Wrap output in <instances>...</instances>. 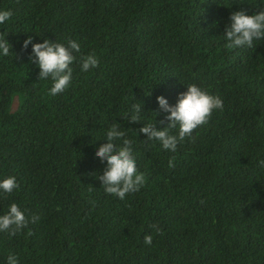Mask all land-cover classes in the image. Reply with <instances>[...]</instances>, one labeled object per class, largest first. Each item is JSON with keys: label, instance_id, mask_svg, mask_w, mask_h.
Listing matches in <instances>:
<instances>
[{"label": "trees", "instance_id": "obj_1", "mask_svg": "<svg viewBox=\"0 0 264 264\" xmlns=\"http://www.w3.org/2000/svg\"><path fill=\"white\" fill-rule=\"evenodd\" d=\"M0 9L12 11L0 33L13 51L0 57V176L18 182L0 194V214L15 202L29 221L0 233V264L9 253L19 264H264V39L228 47L223 35L230 14L257 12L258 0H0ZM29 35L80 43L63 92L39 79L22 47ZM93 52L98 66L81 72L79 56ZM188 83L224 107L171 152L138 130L166 126L156 96L174 104ZM132 103L140 121L121 116ZM114 122L146 178L124 199L96 178L105 164L95 149Z\"/></svg>", "mask_w": 264, "mask_h": 264}, {"label": "clouds", "instance_id": "obj_2", "mask_svg": "<svg viewBox=\"0 0 264 264\" xmlns=\"http://www.w3.org/2000/svg\"><path fill=\"white\" fill-rule=\"evenodd\" d=\"M258 5L259 11L251 14L243 9L230 14L223 34L228 47L251 48L254 46V40L264 39V0H258ZM11 16V9H0V25L9 21ZM7 34L0 33V57L13 53ZM29 45V59L39 67V79L51 80L49 94L54 96L68 88L73 76L72 63L80 53V43L70 39L65 44L48 38L33 42L32 36L29 35L23 40L22 47L26 49ZM98 64L99 58L94 52L79 56L81 72H89ZM156 100L159 109L166 114L167 125L157 128L154 123H143L138 131L145 134V139L158 142L161 148L171 152H175L177 145L186 136L190 137L194 129L206 124L214 110H222L224 107L218 94L211 93L195 83L186 84V89L177 94L174 104L169 103L168 98L162 94L157 95ZM141 112V104L132 103L121 116H127V120L135 122L141 120ZM120 124L114 122L106 129L103 142L95 149L94 154L105 164L102 174L96 175L104 192L124 199L127 193L138 191L146 178L137 169L132 142L126 137ZM168 166H174L172 159H169ZM17 187L18 182L14 175L0 176V194L12 193ZM31 219L35 221L38 217L33 216ZM28 222L24 211L13 202L7 211L0 214V233L14 234ZM144 243H152L151 234H145ZM4 264H19L17 255L9 253Z\"/></svg>", "mask_w": 264, "mask_h": 264}]
</instances>
